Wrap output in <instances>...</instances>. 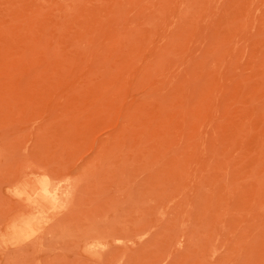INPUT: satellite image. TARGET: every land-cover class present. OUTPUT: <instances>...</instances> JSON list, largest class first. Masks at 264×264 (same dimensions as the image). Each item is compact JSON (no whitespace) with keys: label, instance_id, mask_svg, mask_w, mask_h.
Here are the masks:
<instances>
[{"label":"rangeland","instance_id":"374dc122","mask_svg":"<svg viewBox=\"0 0 264 264\" xmlns=\"http://www.w3.org/2000/svg\"><path fill=\"white\" fill-rule=\"evenodd\" d=\"M0 264H264V0H0Z\"/></svg>","mask_w":264,"mask_h":264},{"label":"bare ground","instance_id":"6f19581e","mask_svg":"<svg viewBox=\"0 0 264 264\" xmlns=\"http://www.w3.org/2000/svg\"><path fill=\"white\" fill-rule=\"evenodd\" d=\"M72 188L73 186L69 182L59 181L54 183L48 178H42L35 182V186L32 188V195L38 206L45 204L50 207H56L62 203L66 207L71 202L70 199L74 194Z\"/></svg>","mask_w":264,"mask_h":264}]
</instances>
